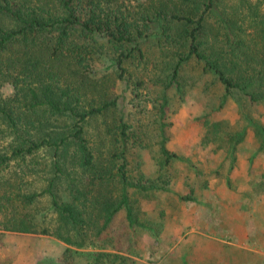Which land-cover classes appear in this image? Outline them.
Instances as JSON below:
<instances>
[{"label":"trees","instance_id":"16d2710c","mask_svg":"<svg viewBox=\"0 0 264 264\" xmlns=\"http://www.w3.org/2000/svg\"><path fill=\"white\" fill-rule=\"evenodd\" d=\"M189 62L220 84L218 107L235 100L246 128L232 142L250 127L264 153L253 113L264 106V0H0V229L59 238L64 264L133 263L121 250L133 253L137 230L150 229L133 194L168 189L162 171L181 158L168 146V107L183 98ZM135 68L157 71L156 177L134 173L128 158L145 148L123 107L144 87ZM41 150L48 175L30 190ZM46 195L40 213L33 204Z\"/></svg>","mask_w":264,"mask_h":264},{"label":"rangeland","instance_id":"374dc122","mask_svg":"<svg viewBox=\"0 0 264 264\" xmlns=\"http://www.w3.org/2000/svg\"><path fill=\"white\" fill-rule=\"evenodd\" d=\"M184 70L183 98L173 96L168 107L172 121L168 146L181 158L162 171L170 179L168 189L133 194L138 216L148 221L150 229L137 230L133 253L126 246L121 252L133 257L131 264H264V153L258 147L259 137L248 127L244 139L233 143L231 133L246 128L235 100L229 98L218 107L220 84L192 62ZM134 71L144 87L123 107L142 131L145 148L133 149L128 158L134 173L156 177L157 89L152 82L157 71L149 75L141 68ZM149 91L151 100L145 97ZM253 113L264 122L262 104L253 105ZM94 131L91 135L98 145L100 135ZM36 155L39 173L25 177L31 179L30 190L43 187L48 175L49 151ZM48 202L47 195L41 196L33 207L41 213ZM125 226V211L120 210L110 230L118 235ZM65 245L51 234L0 229V264H64Z\"/></svg>","mask_w":264,"mask_h":264}]
</instances>
